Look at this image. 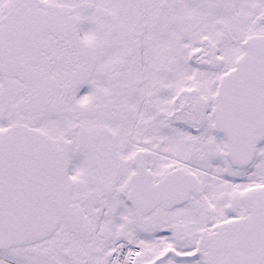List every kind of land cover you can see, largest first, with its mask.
<instances>
[{
	"label": "snow or ice",
	"instance_id": "1",
	"mask_svg": "<svg viewBox=\"0 0 264 264\" xmlns=\"http://www.w3.org/2000/svg\"><path fill=\"white\" fill-rule=\"evenodd\" d=\"M0 264H264V0H0Z\"/></svg>",
	"mask_w": 264,
	"mask_h": 264
}]
</instances>
